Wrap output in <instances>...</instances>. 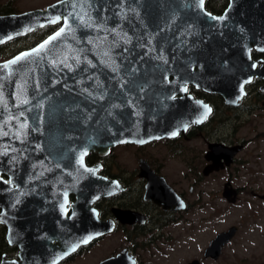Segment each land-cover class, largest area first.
<instances>
[{
  "label": "water",
  "instance_id": "95a60500",
  "mask_svg": "<svg viewBox=\"0 0 264 264\" xmlns=\"http://www.w3.org/2000/svg\"><path fill=\"white\" fill-rule=\"evenodd\" d=\"M204 2L57 0L44 9L0 16V42L60 23L34 47L0 63V81L9 83L13 98L23 101L24 113L34 119L29 123L38 125L29 131L43 133L39 153L44 155L45 165L62 173L58 182L46 179L41 187H28V194L22 186L11 191L0 181V223L8 226L9 239L17 237L22 242L12 240L20 247L19 260L3 258L0 264H55L103 233L104 229L97 228L93 209V230L84 236L72 234L69 224L70 233L56 232L60 226H50L42 240L38 234L24 231L22 198L26 195L35 201L39 196L45 203L44 214L53 217L57 203H62L66 189L71 188L82 196L77 204L90 207L107 193V184L95 174V168L92 178L79 177V166H84L89 151L101 154L118 143L169 136L181 130L180 126L197 121L198 116L192 114L197 101L187 106L170 103L168 89L180 91L184 78L192 76L189 81L197 85H211V79L201 76L212 74L204 65H213L222 42L264 36V0H230L220 16L208 12ZM235 59L241 60L239 53ZM195 65L201 72L191 71ZM254 73L260 76L262 71L245 72L243 84ZM169 75H173L172 81ZM224 196L234 202L236 191L227 188ZM32 211L28 219L33 221L38 218ZM236 232L237 226L232 225L217 233L205 256L217 259ZM50 237L63 244L53 245L47 241ZM119 258L99 264H113ZM190 264L200 263L193 260Z\"/></svg>",
  "mask_w": 264,
  "mask_h": 264
},
{
  "label": "flooded vegetation",
  "instance_id": "af4514ba",
  "mask_svg": "<svg viewBox=\"0 0 264 264\" xmlns=\"http://www.w3.org/2000/svg\"><path fill=\"white\" fill-rule=\"evenodd\" d=\"M12 1L0 0V16L33 10L16 11ZM229 3L230 0H205L204 5L208 12L220 16ZM59 25H46L0 42V63L34 47ZM237 53L241 60H232ZM215 55L213 65H204L212 69V74L201 76V79H211V85H197L189 81L194 78L192 76L184 78L180 91L176 88L167 91L170 103L180 102L187 106L190 101H197L192 112L198 116L197 121L179 125L181 130L169 136L142 143H118L104 153L89 151L85 155L84 166H79V177L92 178L95 168V174L107 184L104 187L107 193L90 207L87 203L77 204L82 196L68 188L65 199L57 203L56 215L50 217L44 214L45 203L39 201V196L34 201L26 195L28 200L22 198L21 194L24 231L36 233L42 240L50 226H60L55 228L56 232L70 233L67 232L69 224L72 234L84 236L93 230V209L96 210L97 228L105 231L80 244L55 264H79L91 258L98 246L102 252L92 264L118 255L120 258L113 264H156L158 258H171L178 246L186 247L183 242L189 227L195 225L193 230H198L204 213L212 218L220 216V198L235 204L245 192L253 199L264 201V192L257 187L244 188L235 184L236 175L248 165L251 157L250 153L241 155L253 140L264 138V36L222 42ZM253 69L262 73L260 76L254 73L243 84V74ZM191 71L198 73L200 68L195 65ZM168 79L172 81L173 75ZM22 102L13 98L9 83L0 81V181L8 184L11 191L22 186L28 194V187H41L46 179L58 182L62 173L45 165V157L39 153L44 142L43 133L29 131L37 124L29 123L31 118L24 113ZM190 111L192 107L188 108ZM212 145L214 150H211ZM237 146H241L240 149L232 153ZM123 147L125 150L120 153L116 151ZM66 173L73 176V172ZM227 188L236 191L234 202L224 196ZM31 209L38 219H28ZM81 224L86 229L80 227ZM8 231V226L0 223V263L3 258L19 260L20 247L12 240L22 242L17 237L9 239ZM47 241L58 246L63 244L54 237ZM207 246L201 256L187 260V255H181L182 262L171 264H190L193 260L204 264L208 259L217 260L221 254L217 259L205 256Z\"/></svg>",
  "mask_w": 264,
  "mask_h": 264
},
{
  "label": "rangeland",
  "instance_id": "374dc122",
  "mask_svg": "<svg viewBox=\"0 0 264 264\" xmlns=\"http://www.w3.org/2000/svg\"><path fill=\"white\" fill-rule=\"evenodd\" d=\"M56 0H13V8L23 11L34 8H43ZM264 124V123H263ZM264 128V125L262 126ZM130 149V148H127ZM125 148L116 151L120 153ZM250 153V161L238 175L235 184L237 187H257L264 192V138L255 139L241 156ZM249 169V170H246ZM220 216L208 217L204 213L202 225L198 230L189 227L186 243L178 246L172 257L158 258L156 264H171L182 262L181 255L190 260L194 256H201L203 249L217 232L227 229L231 225L238 226L233 239L223 248L217 260L208 259L204 264H264V201L253 199L247 193L239 195L235 204H228L220 198ZM185 248L186 253H185ZM98 246L92 257L84 259L79 264H92L101 254ZM187 255V256H186ZM182 256V257H183Z\"/></svg>",
  "mask_w": 264,
  "mask_h": 264
},
{
  "label": "snow or ice",
  "instance_id": "6c2138e0",
  "mask_svg": "<svg viewBox=\"0 0 264 264\" xmlns=\"http://www.w3.org/2000/svg\"><path fill=\"white\" fill-rule=\"evenodd\" d=\"M209 111H210V109H209ZM173 135H175V133H173Z\"/></svg>",
  "mask_w": 264,
  "mask_h": 264
}]
</instances>
